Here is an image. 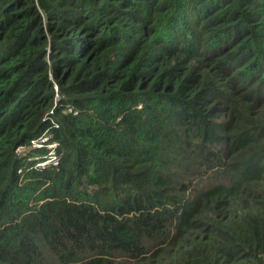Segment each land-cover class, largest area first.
Instances as JSON below:
<instances>
[{
	"label": "trees",
	"instance_id": "trees-1",
	"mask_svg": "<svg viewBox=\"0 0 264 264\" xmlns=\"http://www.w3.org/2000/svg\"><path fill=\"white\" fill-rule=\"evenodd\" d=\"M0 264H264V0H0Z\"/></svg>",
	"mask_w": 264,
	"mask_h": 264
},
{
	"label": "built area",
	"instance_id": "built-area-1",
	"mask_svg": "<svg viewBox=\"0 0 264 264\" xmlns=\"http://www.w3.org/2000/svg\"><path fill=\"white\" fill-rule=\"evenodd\" d=\"M56 93H55V99L56 101L62 96V94L59 91L58 84L54 82ZM73 110L72 107H68V111ZM52 111V110H51ZM52 139V133L49 131H45L40 136L35 137L31 140V143L29 147L36 148V147H42L47 146L49 148V152L44 155V159H40L37 163V165L41 168H44L51 164H57L59 162V156L57 155L55 148L58 146V142L56 141H50ZM28 149L27 146L21 145L17 147L16 152L18 154H22ZM40 158V157H37Z\"/></svg>",
	"mask_w": 264,
	"mask_h": 264
}]
</instances>
